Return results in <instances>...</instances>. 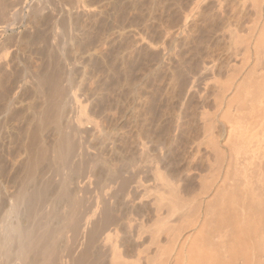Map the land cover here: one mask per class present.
Segmentation results:
<instances>
[{"label": "rangeland", "instance_id": "1", "mask_svg": "<svg viewBox=\"0 0 264 264\" xmlns=\"http://www.w3.org/2000/svg\"><path fill=\"white\" fill-rule=\"evenodd\" d=\"M243 1L246 5H242L241 0H23L18 18H12V29L0 33V41L10 39L11 45L0 49L2 198L17 191L20 178L25 177L26 166L22 164L37 150V143L26 141V130L30 129L28 126L31 127L35 113L44 106V95H49L52 77L62 78L59 75L70 71L69 78L62 83L76 93L89 119L84 118L87 123L82 127L87 128L83 132L85 129L87 132L82 133V137L89 149L86 158L96 167L95 174L101 176L106 165L120 167L126 159L141 157L140 178L147 194L152 193L156 184L154 169L147 166L149 162L177 188L183 202L197 201L194 195L201 190L200 176L208 174L209 161L214 157L209 149L212 144H199L210 132L209 128H204V119H212L216 114L220 89L230 75L235 71V78L243 75L254 61V56L249 58L251 62L244 60L242 45L241 49H238L240 45L236 47L237 51L230 45L229 49L225 33L229 25L236 24L237 28L239 20V35H247L246 29L253 24L252 18L256 15L252 2ZM37 2L42 7L38 16L30 8ZM263 57H260L261 63H264ZM25 71L34 78L28 75L23 84ZM35 76L45 79L40 80L43 84L40 93ZM90 121L96 125L89 126ZM216 125L218 123L210 130L214 138L217 136L218 141H222ZM43 129L40 141L47 147L54 137L49 128ZM27 144L34 151L26 148ZM141 149L146 150L145 154ZM54 185L48 189V195L55 192ZM89 190L84 195L86 204L95 197V188ZM138 195L134 199L136 204L132 202L131 206V201L117 200L116 210L119 211L114 214H121V217L116 215L122 218L123 226L120 225L114 238L122 257L127 264H164L166 254L173 262L179 237L189 230L180 226L182 214L169 215L164 209L160 219H168V227L159 231L157 245L149 247L150 235L160 219L155 218L149 208L153 196L144 197V201L142 198L140 205ZM57 208V212L63 213L62 205L55 210ZM24 211L25 208H21L22 223L27 221ZM192 211H186L187 216L195 213ZM57 212L49 218L50 222L48 220L51 229L56 226ZM129 221L133 226L127 224ZM127 225L131 232L129 229L125 232ZM129 232L131 235L140 233V239L134 241L136 235L131 236ZM170 233H173L171 238ZM65 244L61 237L55 246L61 250ZM137 247L143 250L139 249L140 255H137ZM107 262L106 259L104 264Z\"/></svg>", "mask_w": 264, "mask_h": 264}, {"label": "bare ground", "instance_id": "2", "mask_svg": "<svg viewBox=\"0 0 264 264\" xmlns=\"http://www.w3.org/2000/svg\"><path fill=\"white\" fill-rule=\"evenodd\" d=\"M241 1L244 5L245 1ZM250 1L256 18H252L253 24L248 25L247 35H239V20L237 28L236 24L229 25L225 33L229 38L228 47L230 45L237 51L238 45V49L243 46L244 60L248 62L249 58L254 56L253 65L247 68L249 70L243 75H237V78L236 71L230 75L220 89V99H216V114L212 119H204V128H209L212 134L209 132L199 144H212L209 149L214 157L209 161L208 174L200 176L201 190L199 194L194 195L197 201L191 204H188L191 200L188 203L183 202L177 188L158 168L149 165V162L146 164L148 168L154 169L156 184L152 193L147 194L142 177L140 178V169H143V165H140L143 162L141 157L138 160L126 159L120 167L106 165L102 175L97 176L94 163L86 158L89 149L82 137V133L87 132V129L83 132L87 127H82L87 123L84 120V107L76 93L62 83L71 73L64 71V75H59L63 76L62 78L52 77L54 80L51 82L50 91L48 90L49 95H44V106L31 119L33 130L29 124V130L24 127L28 131V137L25 136L28 139L24 141L34 145L37 143L38 146L35 147L36 155L31 153L33 156L26 157V164H22L26 166H23L25 179L20 178L23 182H20L16 192L3 198L0 194V205L6 204L4 208L0 206V264H104L106 259L108 264H127L114 238L123 220L120 218L121 214L116 213L119 217L114 213L119 211L116 210L119 198L122 203L123 200H127V203L131 201V206L137 202H134L136 194H139V204L143 203L142 198L144 201V197L153 196L148 204L155 218L160 219L164 209L169 215L181 213V228L190 230L186 235L179 237V246L173 254V262L166 258L170 255L164 254V264H264V68L261 67L264 63L260 62V57L264 56V0ZM32 4L30 8L35 15H40V4ZM22 8L23 0H0L1 34L6 29H12V18H18ZM9 42L10 39L0 41V49H8ZM25 73L27 75L21 80L23 84L28 80H25L27 76L31 75L30 72ZM35 79L40 93L43 90V84L40 83L45 79L36 76ZM88 123L90 126L93 122ZM214 123H218L217 132L222 141H218L217 136L215 139V134L210 130ZM43 128H49L54 137L47 147L40 141L44 135L41 134ZM27 145L24 146L31 149ZM22 148L20 145L21 150ZM32 149L34 151V148ZM145 152L146 150L143 153ZM21 153L22 156L25 155ZM41 163L46 164L39 167L42 166ZM52 185L56 190L48 195L47 191ZM90 188H95V197L86 204L84 195ZM58 205L64 208L63 213L57 212L58 208L55 210ZM21 208H25L26 223L20 221ZM192 210L195 213L187 216L186 211ZM55 211L58 213V217L55 216L57 223L55 228L51 229L48 220ZM130 221L127 224H130ZM124 223L126 224L125 221ZM168 224V219H160L155 231L149 234V247L157 245L159 231L168 227ZM130 225H127L125 232L131 229ZM139 234H133L136 235L135 239L133 237L134 241L140 239ZM172 234H169L170 238ZM61 237L66 244L58 250L55 245ZM139 249H136L137 255L142 253V249ZM147 249L148 246L145 250Z\"/></svg>", "mask_w": 264, "mask_h": 264}]
</instances>
